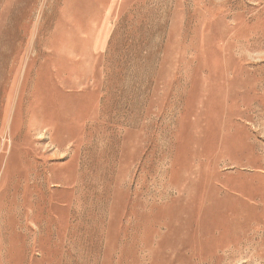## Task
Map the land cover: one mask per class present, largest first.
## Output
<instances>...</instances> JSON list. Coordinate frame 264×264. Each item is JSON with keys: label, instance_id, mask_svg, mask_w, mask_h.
<instances>
[{"label": "rangeland", "instance_id": "374dc122", "mask_svg": "<svg viewBox=\"0 0 264 264\" xmlns=\"http://www.w3.org/2000/svg\"><path fill=\"white\" fill-rule=\"evenodd\" d=\"M0 264H264V0H0Z\"/></svg>", "mask_w": 264, "mask_h": 264}]
</instances>
